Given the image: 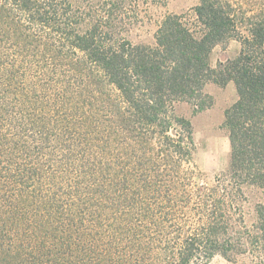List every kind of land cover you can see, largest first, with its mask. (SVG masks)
Instances as JSON below:
<instances>
[{
  "label": "trees",
  "instance_id": "16d2710c",
  "mask_svg": "<svg viewBox=\"0 0 264 264\" xmlns=\"http://www.w3.org/2000/svg\"><path fill=\"white\" fill-rule=\"evenodd\" d=\"M124 1L0 0V250L17 264H264V204L235 237L225 217L245 184L264 188V0H199L152 44L118 28ZM231 39L239 53L213 65ZM230 82L229 166L188 183L194 128L177 107L203 111L207 85Z\"/></svg>",
  "mask_w": 264,
  "mask_h": 264
},
{
  "label": "rangeland",
  "instance_id": "374dc122",
  "mask_svg": "<svg viewBox=\"0 0 264 264\" xmlns=\"http://www.w3.org/2000/svg\"><path fill=\"white\" fill-rule=\"evenodd\" d=\"M243 0H235L242 4ZM199 0H125L122 6L116 7L118 15H122V22L118 28L122 30L134 43L152 44L155 42V32L162 20L169 14H185L190 20L194 19L193 7ZM241 44L236 39H231L225 45L214 48L211 61L215 65L219 60L235 57ZM207 92L213 97V104L198 113H193L189 103H180L177 112L191 119L194 128L195 150L190 162H185L182 168L187 172L186 182L211 187L222 177L230 162L229 130L225 125V111L237 98L235 85L230 82L225 86L209 83ZM192 184V182H191ZM193 185L188 186V190ZM243 196L233 200L234 206L230 207L225 217L230 222L231 229L228 235L235 237L240 230L244 219L247 226L256 219L257 207L264 204V188L257 185L245 184ZM189 205L186 207L185 223L195 225L199 219L197 194L191 195ZM9 262L5 263L4 261ZM240 263L249 264V258L238 257ZM0 264H17L15 260L5 256V251L0 250ZM209 264H232L223 256L217 254Z\"/></svg>",
  "mask_w": 264,
  "mask_h": 264
}]
</instances>
